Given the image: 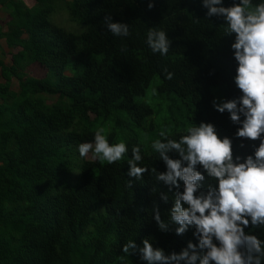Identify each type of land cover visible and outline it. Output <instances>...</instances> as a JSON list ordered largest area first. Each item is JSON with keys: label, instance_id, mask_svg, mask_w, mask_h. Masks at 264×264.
Segmentation results:
<instances>
[{"label": "trees", "instance_id": "16d2710c", "mask_svg": "<svg viewBox=\"0 0 264 264\" xmlns=\"http://www.w3.org/2000/svg\"><path fill=\"white\" fill-rule=\"evenodd\" d=\"M233 2L239 0H223ZM0 10L8 17L0 38L19 48L9 64L0 52V264H146L138 252L119 260L123 245L134 240L142 247L149 239L171 254L198 243L194 228L181 236L175 226L158 229L153 203L167 220L175 189L163 203L168 187L154 174L128 177L127 161L139 144L138 166L166 171L152 141L161 131L179 139L202 121L232 139L234 156L258 146L236 138L239 125L212 107L214 98L241 95L233 80L234 36H224L223 18L206 17L203 0H0ZM61 10L80 31L50 21ZM107 15L127 23L130 35H113ZM150 28L167 33V55L146 43ZM34 62L46 69L42 78L28 76ZM100 128L110 145L128 146L122 160L79 155L78 145L94 142ZM205 176L206 187L212 181ZM245 231L264 241V228Z\"/></svg>", "mask_w": 264, "mask_h": 264}, {"label": "clouds", "instance_id": "9594fccd", "mask_svg": "<svg viewBox=\"0 0 264 264\" xmlns=\"http://www.w3.org/2000/svg\"><path fill=\"white\" fill-rule=\"evenodd\" d=\"M153 7L150 2L148 8ZM203 7L207 9L206 17L223 18L224 36H234L231 50L237 67L233 80L241 93L232 99L214 98L212 107L221 114L227 112L231 123L239 125L236 138L259 141V144L251 146V154L234 156L232 139L221 138L214 124L203 121L199 125L193 123L179 139L161 131V138L153 140L151 148L165 164L163 172L155 167L149 170L138 166L143 159L141 146H132L127 176L140 181L145 173L154 174L157 183L163 182L168 187L167 193H160L165 204L175 189L167 220L162 218L159 205L153 203L152 218L158 229L166 233L175 226L176 235L181 236L194 228L193 236L198 243L189 241L179 253L165 254L164 249L154 247L149 239L142 240V247L129 240L122 247L121 261L137 252L146 264H197V261L199 264H262L264 261V241L245 231L249 227L264 228V2L239 0L224 6L223 0H203ZM104 23L115 36L130 35L129 25L113 22L110 15L104 17ZM146 43L153 53L164 56L172 41L165 31L150 28ZM164 71L166 79L171 80L174 74L166 68ZM103 133L104 129L100 128L95 132L94 142L79 144V155L86 157L92 152L94 158L108 164L122 160L128 146L124 142L110 145ZM205 174L212 181L206 187ZM133 183L129 179L128 187Z\"/></svg>", "mask_w": 264, "mask_h": 264}, {"label": "rangeland", "instance_id": "374dc122", "mask_svg": "<svg viewBox=\"0 0 264 264\" xmlns=\"http://www.w3.org/2000/svg\"><path fill=\"white\" fill-rule=\"evenodd\" d=\"M57 12V11H56ZM56 12H54L51 16H50V21L52 23H59L57 25L62 26L64 29H66L67 31L70 32H78L81 30V28L77 25V23L73 22L71 23L68 20L67 14L64 10L59 11L57 14ZM53 17L55 18V22L53 20ZM8 17L5 15V13L0 10V29H5V23L7 21ZM76 27H79L76 29ZM75 29V30H74ZM5 51L7 54L4 56L5 62L7 64L10 63V52H15V51H19V48H15V49H8L5 45L4 39L0 38V52L1 51ZM46 69L41 66L40 64L34 62L32 64H30L28 66V76L29 77H37V78H42L45 75ZM68 73V72H66ZM12 88L13 89H17V81L15 79H13L12 82ZM56 99V97H47V102H52ZM105 135V133H103ZM89 156V154L87 155Z\"/></svg>", "mask_w": 264, "mask_h": 264}]
</instances>
